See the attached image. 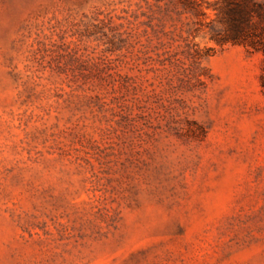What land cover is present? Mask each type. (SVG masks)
<instances>
[{"label": "rangeland", "instance_id": "obj_1", "mask_svg": "<svg viewBox=\"0 0 264 264\" xmlns=\"http://www.w3.org/2000/svg\"><path fill=\"white\" fill-rule=\"evenodd\" d=\"M229 2L0 0V264H264V54Z\"/></svg>", "mask_w": 264, "mask_h": 264}, {"label": "trees", "instance_id": "obj_2", "mask_svg": "<svg viewBox=\"0 0 264 264\" xmlns=\"http://www.w3.org/2000/svg\"><path fill=\"white\" fill-rule=\"evenodd\" d=\"M229 4L231 6L230 16L232 33L229 35L228 40L250 45L264 54V27L260 34L249 32V30H246L245 25L250 21V12L246 9H242L238 4L235 3V1L230 0ZM263 7V4L254 3L253 8L251 9L252 11L257 13V16L262 21H264ZM262 86L264 87V73L262 76Z\"/></svg>", "mask_w": 264, "mask_h": 264}]
</instances>
